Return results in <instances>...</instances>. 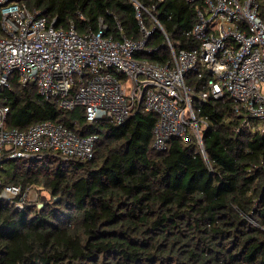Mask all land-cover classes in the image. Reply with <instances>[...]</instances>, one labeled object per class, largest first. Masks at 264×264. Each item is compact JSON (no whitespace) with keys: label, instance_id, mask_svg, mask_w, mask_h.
Segmentation results:
<instances>
[{"label":"trees","instance_id":"obj_1","mask_svg":"<svg viewBox=\"0 0 264 264\" xmlns=\"http://www.w3.org/2000/svg\"><path fill=\"white\" fill-rule=\"evenodd\" d=\"M57 27L74 22L79 33L96 29L140 39L149 31L151 52L138 57L165 63L198 42L188 34L200 1L27 0ZM140 5L141 17L136 5ZM80 13L84 19L80 18ZM203 73L188 75L199 89ZM9 107L5 126L27 129L39 121L62 123L79 136L96 134L94 157H3L2 186L42 188L40 206L0 194V264H264V133L234 113L229 95L196 97L203 150L194 135L154 147L158 115L139 109L125 121L88 122L83 106L62 108L34 84L0 91ZM1 192V187H0Z\"/></svg>","mask_w":264,"mask_h":264},{"label":"built area","instance_id":"obj_2","mask_svg":"<svg viewBox=\"0 0 264 264\" xmlns=\"http://www.w3.org/2000/svg\"><path fill=\"white\" fill-rule=\"evenodd\" d=\"M27 0H0V91L34 84L47 100L62 108L83 106L88 122L125 121L139 109L158 115L153 145L166 150L171 137L194 135L203 150L201 131L207 125L196 117L192 102L229 95L234 113L244 122L259 119L251 129L264 133V0L200 1L190 34L198 45L176 51L165 63L137 56L151 52L149 31L140 39L106 34L99 19L96 29L79 33L74 22L57 27ZM139 18L140 5H136ZM80 18L84 15L80 13ZM193 72L207 79L199 89L187 82ZM7 105L0 104V169L3 157L21 158L50 150L66 158L94 157L96 134L79 136L62 123L39 121L27 129L7 128ZM1 196L19 206L31 187L4 185ZM39 206L41 204H38Z\"/></svg>","mask_w":264,"mask_h":264},{"label":"rangeland","instance_id":"obj_3","mask_svg":"<svg viewBox=\"0 0 264 264\" xmlns=\"http://www.w3.org/2000/svg\"><path fill=\"white\" fill-rule=\"evenodd\" d=\"M253 124L261 125V121L259 119H253ZM50 198L51 197L48 191L38 187H31V190L27 193L28 203L42 204Z\"/></svg>","mask_w":264,"mask_h":264}]
</instances>
